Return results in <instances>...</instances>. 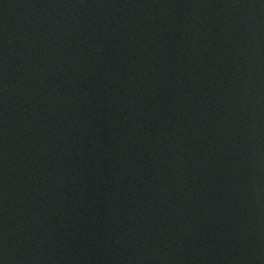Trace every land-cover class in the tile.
<instances>
[{
  "label": "water",
  "instance_id": "water-1",
  "mask_svg": "<svg viewBox=\"0 0 264 264\" xmlns=\"http://www.w3.org/2000/svg\"><path fill=\"white\" fill-rule=\"evenodd\" d=\"M0 264H264V0H0Z\"/></svg>",
  "mask_w": 264,
  "mask_h": 264
}]
</instances>
